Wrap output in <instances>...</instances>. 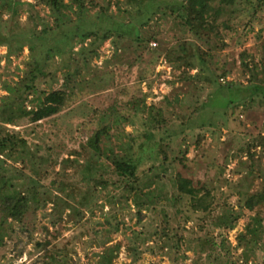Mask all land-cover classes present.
Segmentation results:
<instances>
[{"label": "trees", "instance_id": "trees-1", "mask_svg": "<svg viewBox=\"0 0 264 264\" xmlns=\"http://www.w3.org/2000/svg\"><path fill=\"white\" fill-rule=\"evenodd\" d=\"M175 3H169V0H126L118 2V9L114 12L111 0H36L35 3L0 0V46L7 48L4 58L9 60L18 56L25 48L30 51L24 74L15 82H5L6 94L0 99V247L4 245L5 237H11L16 231L15 223L20 224L22 231L31 232L25 223L27 216L43 209L49 202L53 204L50 212L53 225L63 219L65 210L68 216H75L79 224L87 210L100 206L99 200L103 196L111 209L105 213L108 222L105 235L102 238L96 235V239H100L96 244L103 245L97 254V264H114L121 246L120 243L108 245L112 242L108 234L118 230L119 224L111 223L109 219L114 218L121 208H131L130 200L140 223L144 210L162 216L153 218L161 222L155 221L154 232H151L163 241L162 248L180 251L185 255L183 258L187 257V250H193L198 256L194 259L196 264L204 261L205 264H250V256L260 250L264 235L259 214L254 215L246 224L245 231L237 235L235 245L217 244L209 237V232L185 236L174 232V227L173 231L170 229V207L175 208L177 214L184 213L183 204L186 203L195 211L209 213L212 202L208 200L210 192L206 190L201 195L204 187L194 186L190 178L180 173L168 177L171 167L182 157L170 156L172 147L165 144L170 136L164 130L168 126L165 110L154 103L148 104L147 94H143L132 106L136 110V121H140L143 127L137 137L125 128L111 133V129L118 128L123 121L130 124L136 122L131 115L123 116L113 105L110 113L101 115L99 127L93 134L80 147L69 151V155L76 156L60 160L63 166L58 172L48 164L49 161L58 162L57 158H53L52 145H48L47 154H43L40 149L33 148L20 131L8 127L24 118L35 124L59 114L72 95L85 90L95 81L92 62L100 57L99 49L107 40L112 41L113 57L121 56L126 50L132 52L134 58L129 60V65L137 61L145 62L144 55L149 51L151 62L155 63L163 54L173 69H183V78L192 82L202 81V84L210 86L218 84L228 70L222 74L215 69L209 70V63L215 61L208 50L197 44L196 39L208 43L212 32L218 34L219 26L232 29L231 16L237 11L248 14L252 22L251 16L254 18L258 9L263 8L264 0H180ZM39 4L48 8L47 17L36 11ZM25 7L29 16L23 23L19 15L21 8ZM225 12L229 13L230 19L222 17L218 24ZM160 16H172L196 38L179 41L177 48L170 47L166 51L153 49L150 41L157 40V35L151 28L149 33V24ZM57 59L63 64L62 87L48 91L40 89V81L48 76L54 78L55 72L51 67ZM261 66L264 68V57ZM190 69H197V73L191 74ZM228 85L221 87H232L229 81ZM196 87L199 91L206 88L202 85ZM223 91L224 97L220 98L222 103L219 102V106L226 112L227 106L233 105L235 95L231 94L232 90L230 96ZM30 96H33L35 105L27 109L26 102L31 99ZM190 97L199 103L197 110L205 108L199 93L191 92ZM181 99L183 101V97L177 95L174 101L179 103ZM208 118L209 115H205L203 120ZM125 137L128 139L124 140ZM137 138L140 142H136ZM36 147L39 146L36 144ZM145 160L152 163L141 172ZM67 168L70 172L66 171ZM165 176L170 179L171 187L167 185ZM241 202V206L253 210L264 202V191L252 194ZM240 218V212L227 208L212 223L221 230H232ZM146 223L151 225L150 221ZM132 233L128 247L134 254L139 256L145 251H153V244L139 248L148 239L143 237L142 230ZM183 242L187 244H181ZM36 244L38 249L43 250L40 264H69L71 251L67 245L58 246L51 240L37 241ZM237 249L242 251L235 260L232 250Z\"/></svg>", "mask_w": 264, "mask_h": 264}, {"label": "rangeland", "instance_id": "rangeland-1", "mask_svg": "<svg viewBox=\"0 0 264 264\" xmlns=\"http://www.w3.org/2000/svg\"><path fill=\"white\" fill-rule=\"evenodd\" d=\"M175 1L180 0H169V3L176 4ZM118 2L124 3L126 0H111V9L114 12L118 9ZM36 11L44 17L49 14L48 8L40 4L36 6ZM28 16L26 7L21 8V22H27ZM254 16H251V22L248 14L237 11L231 16L232 29L219 26L218 34L212 32L208 43L196 39L197 44L208 50L215 61L209 63V70L215 69L221 74L228 70L219 79L220 84L210 86L202 84V81L192 82L183 78V69H173L163 54L155 63L151 62L152 55L149 51L144 55L145 62L137 61L129 65V60L134 58L132 52L126 50L121 56L113 57L112 41L107 40L99 49L100 57L92 62L95 81L85 90L72 95L59 114L35 124L24 118L16 125L9 124L8 127L20 131L29 144L40 149L43 154H47L46 147L52 145L53 158H57L58 162L49 161L48 164L58 172L63 166L60 160L76 156L69 155V151L80 147L93 134L99 127L102 114L110 113L114 105L123 116L131 115L136 121V110L132 106L143 94H147L148 104L154 103L165 110L168 126L164 130L170 135L165 144L172 147L170 156L175 154L182 157L171 167L168 177L180 173L190 178L194 186L204 187V190L201 188V195L206 190L210 192L208 200L212 202L209 213L195 211L186 203L183 204L184 213L177 214L176 209L170 207V229L174 227V232L185 236H199L209 232V237L217 244L235 245L237 235L245 231L246 224L254 215L259 214L264 232V202L256 205L253 210L241 206V201L245 198L264 191V68L261 66L264 57V6ZM161 17L155 18L149 24V33L151 28L157 35V40L150 41L153 49L166 51L170 47L177 48L179 41L196 38L180 21L179 24L174 21L172 16ZM221 18L230 19V15L228 12L221 14L218 24ZM6 49L5 46H0V99L6 94L3 87L5 82H15L24 74L23 69L30 53L25 48L20 55L7 60L4 58ZM62 65L58 59L54 62L51 67L55 72L54 78L48 76L40 81V89L48 91L62 87ZM190 73H197V69H190ZM228 81L232 87L222 88L223 85L230 86ZM197 85L206 88L199 91ZM223 90L228 96L232 90L231 94L236 96L233 97V105L227 106L226 112L219 106V102L222 103L220 98L224 97ZM191 92L200 94V102L205 104L204 109L197 110L199 103H195V98L190 97ZM177 95L183 97V101L181 99L176 103L174 99ZM29 98L31 99L26 102L27 109L35 105L32 102L33 96ZM205 115H209L207 120H203ZM123 128L127 132H133L136 137L143 130L140 121L135 124L123 121L118 128L113 127L111 133H117ZM126 139L128 138L125 137L124 140ZM136 142H140V138ZM151 163V160H145L140 171L144 172L143 169L149 168ZM66 171L70 172V168ZM168 177L166 182L171 187ZM106 202V198L102 196L98 204L100 206L87 210L79 224L76 217L68 216V211L65 210L63 219L53 225L51 202L43 209L31 212L25 220L31 232L22 231L20 224L15 223L16 231L11 237L6 236L4 245L0 247V264H40L43 250L38 249L36 242L42 240H51L58 246L67 245L71 251L69 264H97V254L101 252L103 245L96 244L100 240L96 239V235L101 238L105 235L104 229L108 224L105 213L111 209ZM130 203L131 208H121L114 218L109 219L111 223L119 224L118 230L114 229L108 234L112 241L108 245L120 243L121 246L114 264H196L194 259L198 256L193 250H187V257L183 258L184 253L180 251L162 248L163 241L158 235L151 233L154 232V222H161L160 219H153L162 218L159 213L144 210L140 223L131 200ZM227 208L240 212L241 218L234 229L221 230L212 222ZM148 221L151 222L150 226L146 223ZM140 230L143 237L148 239L139 248L153 244V251H145L137 256L128 247L129 237L133 231ZM223 238L226 241L223 242ZM259 249L256 255L250 256V264H264V235ZM241 251L232 250L233 259L236 260ZM201 264H205V261Z\"/></svg>", "mask_w": 264, "mask_h": 264}]
</instances>
